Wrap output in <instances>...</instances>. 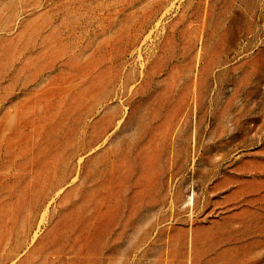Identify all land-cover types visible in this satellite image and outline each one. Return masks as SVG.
Returning a JSON list of instances; mask_svg holds the SVG:
<instances>
[{"label": "rangeland", "instance_id": "rangeland-1", "mask_svg": "<svg viewBox=\"0 0 264 264\" xmlns=\"http://www.w3.org/2000/svg\"><path fill=\"white\" fill-rule=\"evenodd\" d=\"M0 264H264V0H0Z\"/></svg>", "mask_w": 264, "mask_h": 264}, {"label": "bare ground", "instance_id": "bare-ground-1", "mask_svg": "<svg viewBox=\"0 0 264 264\" xmlns=\"http://www.w3.org/2000/svg\"><path fill=\"white\" fill-rule=\"evenodd\" d=\"M188 202H189V201H188ZM182 237H183V236H182ZM183 239H184V238H183ZM183 239H182V240H183ZM184 242H185V240H184ZM196 242H197V241H196ZM177 243H178V242H177ZM181 244H182V243H181ZM218 245H220V243H219ZM181 246H182V245H181ZM182 251H183V250H182ZM182 253H183V252H182Z\"/></svg>", "mask_w": 264, "mask_h": 264}]
</instances>
